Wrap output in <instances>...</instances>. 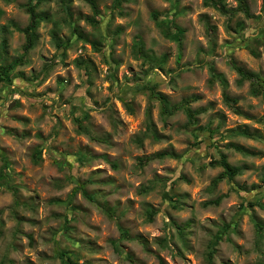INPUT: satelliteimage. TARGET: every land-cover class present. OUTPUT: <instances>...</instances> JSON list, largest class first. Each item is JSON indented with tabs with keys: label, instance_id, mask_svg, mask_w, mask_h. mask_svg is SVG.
<instances>
[{
	"label": "rangeland",
	"instance_id": "obj_1",
	"mask_svg": "<svg viewBox=\"0 0 264 264\" xmlns=\"http://www.w3.org/2000/svg\"><path fill=\"white\" fill-rule=\"evenodd\" d=\"M29 1L0 0V65L22 54L24 35L10 23L28 24ZM61 1L41 3L48 20L27 63L0 81V264H59L58 253L79 264H264V100L230 67L264 76L262 0H246L251 19L237 0L224 1L226 14L209 0H93L97 16L85 0H65L68 11ZM153 13L173 19L181 42L162 35ZM152 91L173 105L196 97V126L184 128L182 111L162 115ZM221 155L241 172L212 186L223 170L210 163Z\"/></svg>",
	"mask_w": 264,
	"mask_h": 264
},
{
	"label": "trees",
	"instance_id": "obj_2",
	"mask_svg": "<svg viewBox=\"0 0 264 264\" xmlns=\"http://www.w3.org/2000/svg\"><path fill=\"white\" fill-rule=\"evenodd\" d=\"M43 1L44 0H35L34 3H33V1H29L25 5V11L29 15V21H28V24L24 28H19L17 25L10 23V26L12 29H14L15 31L20 32L24 35L25 42H24V45L22 46V54L18 59L13 60L9 64L0 65V81H7L16 67L22 66V65L27 63V59H26L27 54L31 50L34 49L36 42L38 40V33L37 32H38V29L40 27V24H41V22L48 20V17L45 15V13H39L37 11L39 6L41 5V3ZM85 1L89 4L93 15L97 16L99 14V12L97 10V6L94 3V1L93 0H85ZM224 1L225 0H209V5L212 6L218 12H220L222 14H226V13H228V10L226 9ZM61 3L63 5V10L68 11V6H67L65 0H62ZM113 3H114L115 8L119 7L121 4V0H114ZM262 6H263L262 7L263 12H264V0H262ZM237 11L242 12L248 19L252 18L249 14V10L247 7L246 0H237ZM152 19L155 22V26L161 31L162 35L165 38L171 39L173 41H177L178 43L181 42V37H182L184 32L182 29H180L174 23L173 19L165 18V19L161 20L156 13L152 14ZM88 21L91 24L95 23V21L93 19H90ZM240 28H241V26H240ZM75 31L76 30L74 29L73 32L75 33ZM9 32L10 31H9L8 26L1 27V33H2L1 47H2V50H4L7 47L6 35H8ZM55 36H56V33L53 32V37H55ZM94 46H96V45H94ZM61 48L65 49V47H63V46H61ZM135 50H136L137 55L142 56V57H146L143 53V43L141 42L140 39H137V41L135 42ZM230 67L237 73V75L239 77V80H238L239 84H242L245 81H247L249 83V93L251 96H253L255 98H262L264 100V76L249 72L247 70H244L242 67L237 66L235 64V62H233V61H230ZM209 71H210L211 76L213 78L218 79L223 86H226L223 75L217 74L212 65L209 66ZM152 96L161 105L162 115H164L165 117H170V116H173L174 114H176L177 112L182 111L186 117V124L184 125V128L189 129V128H194L196 126L197 117L202 112V110L192 111L190 108V104L196 100V97H190L188 99H184L180 103L173 105L169 102L168 98L161 93H156V92L152 91ZM223 101L233 113L238 114V115L242 114L241 110L237 106V100L235 98L230 97L226 93L225 90L223 92ZM258 120L264 121V116H262ZM205 130L209 131L210 135H214L217 131V128L216 129H209V127H208ZM242 133H244L245 135L249 136L252 139H255V140L260 139V137L258 135L254 134V133H250L248 131V129H246V128H244L242 130ZM227 148L233 149L234 151H236L240 154H243V155L251 154L246 149H244L240 146L234 145V144L227 145ZM165 156H167V154L164 152L156 153V154L148 156V157L140 158L138 160V163H139L140 167H143L147 163H149L153 160H156V159H163V158H165ZM172 156H174V155H172ZM40 158H41V152L38 151L37 153H35L34 159H35V161H37ZM210 166H218V167L222 168V170H223V172L221 174H219L212 181V186H216V184L218 182L222 181L224 178H227L228 180H233L241 172L240 168H237V167L230 165L224 155H221L220 159L218 161L211 162ZM3 170H4V167L0 171V179L1 180L6 178V175L4 174ZM262 184L264 185V178L262 179ZM218 203H219V199H217L216 201L207 202L204 205L205 206L217 205ZM16 204H17V202H16ZM258 206L264 210L263 204H258ZM153 215H154L153 211H151L148 214V216H147L148 221L152 220ZM176 228L178 231H182V229L179 226H176ZM255 228L260 233L263 231V226L259 223L255 224ZM229 229H230V227L228 225L222 226V229L216 235H214L213 239L208 243L207 258H208L209 262L212 261V258L215 254V251H216V247L222 241L224 234H226ZM120 234H121L122 238H127V233L125 230L120 229ZM114 246L116 247V243H114ZM65 255H67V254L66 253H63V254L58 253L57 257L59 259V264H79L78 262L73 261L69 256H65ZM159 264H165V263L161 259H159Z\"/></svg>",
	"mask_w": 264,
	"mask_h": 264
}]
</instances>
